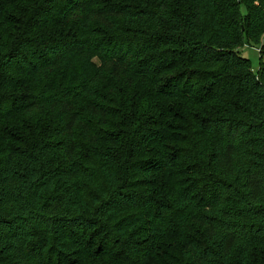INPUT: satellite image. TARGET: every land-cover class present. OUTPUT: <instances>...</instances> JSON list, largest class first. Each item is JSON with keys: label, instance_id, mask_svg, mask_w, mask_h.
Masks as SVG:
<instances>
[{"label": "trees", "instance_id": "1", "mask_svg": "<svg viewBox=\"0 0 264 264\" xmlns=\"http://www.w3.org/2000/svg\"><path fill=\"white\" fill-rule=\"evenodd\" d=\"M263 34L264 0H0V264H264Z\"/></svg>", "mask_w": 264, "mask_h": 264}, {"label": "rangeland", "instance_id": "2", "mask_svg": "<svg viewBox=\"0 0 264 264\" xmlns=\"http://www.w3.org/2000/svg\"><path fill=\"white\" fill-rule=\"evenodd\" d=\"M242 11L245 12L244 6H242ZM264 45V34L261 38V43L258 45L246 44L240 48V52L244 57H247L252 62V69L255 74H258L260 62L262 58V46ZM264 55V54H263ZM154 99V98H153Z\"/></svg>", "mask_w": 264, "mask_h": 264}]
</instances>
